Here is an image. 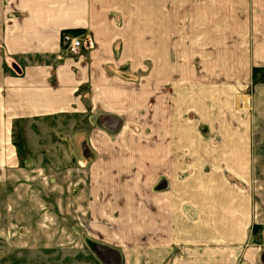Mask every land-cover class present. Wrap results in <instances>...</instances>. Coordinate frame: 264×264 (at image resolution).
<instances>
[{
	"label": "crops",
	"instance_id": "obj_1",
	"mask_svg": "<svg viewBox=\"0 0 264 264\" xmlns=\"http://www.w3.org/2000/svg\"><path fill=\"white\" fill-rule=\"evenodd\" d=\"M249 19L264 20V0H0V179L18 171L14 126L87 112L78 92L87 84L89 111L127 124L115 141L93 135L95 157L76 173L75 207L89 204L75 212L91 238L119 248L123 264H264V156L253 155L264 147L253 140L264 85L246 100L238 76L188 77L156 108L167 137L127 141L143 97L106 71L145 52L172 68L177 52L241 51L226 37ZM63 32L84 37L81 48L65 50ZM261 36L245 48L253 68H264Z\"/></svg>",
	"mask_w": 264,
	"mask_h": 264
},
{
	"label": "rangeland",
	"instance_id": "obj_2",
	"mask_svg": "<svg viewBox=\"0 0 264 264\" xmlns=\"http://www.w3.org/2000/svg\"><path fill=\"white\" fill-rule=\"evenodd\" d=\"M250 11L245 14L247 18L253 16V10ZM262 27L264 20H243L238 34L226 37L227 44L235 41L243 48L222 52L225 61L222 53L212 50L213 44L208 46L209 50L177 52V64L173 63L172 68L168 63L156 66L153 52H145L140 63L128 61L108 66V75L127 82L130 92L137 91L143 97L124 140L129 141L130 137L153 140L159 136L164 140L169 127L158 118L156 108L160 103H169L175 87L184 89L188 77L197 82L207 76H238L243 86H247L244 94L241 93L245 95L243 99L248 100L257 86L264 85V68H253V51L250 50H253L254 41L262 38V33L264 36ZM246 47L250 49L245 50ZM118 53L115 51L116 57ZM163 54L169 59V52ZM78 92L87 112L19 122L10 134L18 156V171L13 177L6 175L0 179V264H123L119 248L91 238L80 223L79 213L75 211L80 205L84 208L89 203L86 197H81L76 208L79 196L75 189L76 179H79L77 171L86 169L95 157L90 145L93 135L115 141L127 124L115 116L91 113L87 104V84ZM189 116L190 119L196 117L195 114ZM198 121L199 133L208 137L207 127ZM260 139L264 141V129L258 124L253 128V140ZM253 155L264 156V147H253ZM131 166L127 165L124 170H132ZM86 180L83 175V181L88 182ZM98 216V220L104 219ZM258 232L255 230V234ZM74 236L81 240L80 246L59 240Z\"/></svg>",
	"mask_w": 264,
	"mask_h": 264
},
{
	"label": "built area",
	"instance_id": "obj_3",
	"mask_svg": "<svg viewBox=\"0 0 264 264\" xmlns=\"http://www.w3.org/2000/svg\"><path fill=\"white\" fill-rule=\"evenodd\" d=\"M83 38L79 34H72L70 32H63L61 36L62 45L70 52H76L81 48Z\"/></svg>",
	"mask_w": 264,
	"mask_h": 264
}]
</instances>
